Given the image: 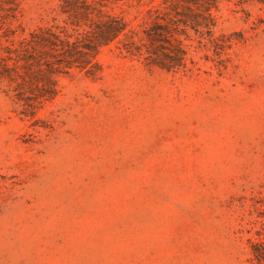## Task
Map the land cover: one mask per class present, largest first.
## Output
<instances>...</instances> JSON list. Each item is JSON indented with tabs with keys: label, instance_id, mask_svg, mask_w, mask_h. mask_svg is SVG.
I'll use <instances>...</instances> for the list:
<instances>
[{
	"label": "rangeland",
	"instance_id": "374dc122",
	"mask_svg": "<svg viewBox=\"0 0 264 264\" xmlns=\"http://www.w3.org/2000/svg\"><path fill=\"white\" fill-rule=\"evenodd\" d=\"M162 1L108 8L139 38ZM15 2L17 38L66 23L63 0ZM213 13L180 35L187 70L114 42L34 116L0 80V264H264V1Z\"/></svg>",
	"mask_w": 264,
	"mask_h": 264
},
{
	"label": "trees",
	"instance_id": "16d2710c",
	"mask_svg": "<svg viewBox=\"0 0 264 264\" xmlns=\"http://www.w3.org/2000/svg\"><path fill=\"white\" fill-rule=\"evenodd\" d=\"M2 1L0 80L13 85L22 112L32 116L60 93L58 75L74 68L97 75L101 70L98 54L114 42H123L130 52L145 53L149 63L168 70L190 69L189 49L180 35H189L190 29L201 36L206 31L212 35L217 22L213 9L218 6V0H163L150 9L152 24L138 38L137 29L123 15L109 10L111 0H63L65 24L39 26L17 38L16 31L2 24L14 16L10 10L16 0ZM4 2L11 7L5 8ZM258 233L252 252L263 260L264 230Z\"/></svg>",
	"mask_w": 264,
	"mask_h": 264
}]
</instances>
